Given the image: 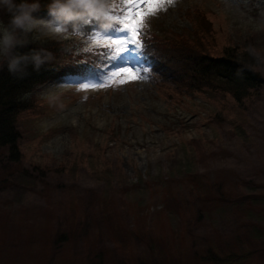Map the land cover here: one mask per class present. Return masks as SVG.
Instances as JSON below:
<instances>
[{"label":"rangeland","instance_id":"1","mask_svg":"<svg viewBox=\"0 0 264 264\" xmlns=\"http://www.w3.org/2000/svg\"><path fill=\"white\" fill-rule=\"evenodd\" d=\"M122 5L114 0L117 20ZM197 8L211 22L207 53L249 49L264 76V0H180L146 27L189 31ZM94 36L82 43L129 34ZM22 37L58 39L66 56L85 48L43 30ZM127 47L103 72L58 76L25 95L20 159L0 155V264H87L100 241L103 264H215L208 250L220 264H264V88L241 105L216 89L187 90L145 71L138 47ZM124 67L136 78L112 75ZM73 222L93 228L55 242L58 224ZM133 225L151 246L134 241Z\"/></svg>","mask_w":264,"mask_h":264},{"label":"trees","instance_id":"2","mask_svg":"<svg viewBox=\"0 0 264 264\" xmlns=\"http://www.w3.org/2000/svg\"><path fill=\"white\" fill-rule=\"evenodd\" d=\"M39 2L41 9L34 14L47 10L46 6L49 0H39ZM192 13L195 16L191 22L192 29L189 31L163 32L161 35L145 27L141 39L143 47L139 48L138 60L140 65L144 69L147 68L149 73L160 81H171L187 90L216 89L228 94L237 104L241 105L246 98L257 93L254 92L255 90L264 88V76L255 68L260 65L258 56L249 49L237 51L229 47H225L221 56H213L207 53L203 39L211 22L201 9H193L188 14L192 16ZM27 40L29 44L26 47L18 48V52L26 53L33 48H44L53 53V59L45 64L38 73L29 66L27 71L30 74L24 79L14 78L9 74L6 66L0 70V155H7V159L11 161L20 159L18 148L20 131L16 126V117L18 113L30 107L25 95L35 85L54 79L64 73H77L85 76L92 72L91 64L103 63L102 56L105 57L108 56L106 54H109L106 53V49L103 53L95 54L89 53L90 49L84 48V52L78 56L67 50L69 56L68 54L66 56V52L59 49L58 39ZM71 42L82 43V40L73 38ZM82 45L85 47L84 43ZM186 179L188 182H194L188 177ZM193 193L194 190L191 189L190 195ZM261 195L264 198V192ZM199 196L210 199L206 194ZM93 201L94 205H97L99 200L94 197ZM99 212L102 214L100 210ZM73 223H65V229H62L60 223L58 224L55 242L62 244L70 241V235H74L76 226L80 231L79 235L84 236V238L88 234V230L93 228L90 223ZM134 230H137L135 225L129 228L127 232L135 242H138L137 238L141 234L151 246L152 240L149 239L150 237L146 235V232L137 233ZM94 245L96 252L89 250L88 256L91 257H88L87 264H103L101 246L104 243L100 241ZM210 252L209 250L206 252L208 255L206 258L209 259L207 261L220 264L212 258Z\"/></svg>","mask_w":264,"mask_h":264},{"label":"clouds","instance_id":"3","mask_svg":"<svg viewBox=\"0 0 264 264\" xmlns=\"http://www.w3.org/2000/svg\"><path fill=\"white\" fill-rule=\"evenodd\" d=\"M180 0H172L176 6ZM48 19L37 18L34 13L41 9L39 0H0V13L7 16L6 22H0V70L5 66L10 75L24 79L30 73L29 66L35 72L53 59V53L44 48H33L20 53L18 48L29 44L27 36L34 31L43 30L53 36H80L92 32L106 34L117 25L114 14V0H49Z\"/></svg>","mask_w":264,"mask_h":264},{"label":"snow or ice","instance_id":"4","mask_svg":"<svg viewBox=\"0 0 264 264\" xmlns=\"http://www.w3.org/2000/svg\"><path fill=\"white\" fill-rule=\"evenodd\" d=\"M125 5L121 18L117 23L122 25L117 29L118 32H127L129 37H107L105 43L111 47L115 45V57H120L121 53L127 52V45L131 43L138 48L143 47L141 42L143 30L146 27L145 21L151 16H155L160 10H166L167 6L172 5V0H123ZM114 57V58H115ZM147 71V69H145ZM113 76H124L125 79L136 78V73L132 69L124 67L112 73ZM121 83L124 80L120 81ZM85 88L89 85L85 84Z\"/></svg>","mask_w":264,"mask_h":264}]
</instances>
